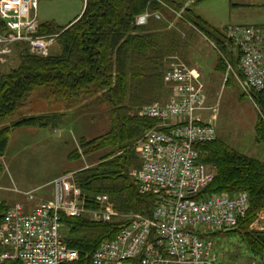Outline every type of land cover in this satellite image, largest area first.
<instances>
[{"label": "trees", "instance_id": "16d2710c", "mask_svg": "<svg viewBox=\"0 0 264 264\" xmlns=\"http://www.w3.org/2000/svg\"><path fill=\"white\" fill-rule=\"evenodd\" d=\"M83 1L82 13L69 25L61 26L52 21L40 24L41 34H58L57 51L53 48L48 56L39 57L29 54L20 45L22 49L13 56L17 64L0 73V122L9 121L37 91L42 92L51 105L62 104L66 110L77 109L75 111L86 109L92 104L88 101L90 98L101 96L100 102L109 105L106 111L109 129L90 139L81 137L79 148L83 156L98 151L102 154L96 165L75 172L76 183L87 197L108 195L119 213L150 216L155 198L139 193L129 169L140 167L135 143L156 124L154 119L139 116L137 111L144 105L165 101L169 95L163 80L165 61L172 59L182 46L181 33L169 27V22L182 10L178 21L194 26L214 43L218 52L225 51L229 40L223 30L198 16L181 0ZM145 12L159 13L164 20L151 17L145 25H137L136 17ZM219 60H223L222 55ZM252 101L258 110L255 141L264 145V90L253 91ZM62 117L47 113L21 117L11 125H3L0 127V157L6 150L11 129L55 127ZM197 149L202 162L216 167V176L204 190L205 195L235 191L248 194L247 215L232 232L238 233L258 259L264 243L259 234L247 230L246 226L264 206V160L245 155L217 138L198 144ZM74 156L80 158L78 149L70 154ZM4 210L1 203L0 227ZM125 222L120 218L104 223L63 217V228H68L64 241L79 253L77 261L66 264H89V257L98 245L115 237Z\"/></svg>", "mask_w": 264, "mask_h": 264}, {"label": "built area", "instance_id": "2783aa9c", "mask_svg": "<svg viewBox=\"0 0 264 264\" xmlns=\"http://www.w3.org/2000/svg\"><path fill=\"white\" fill-rule=\"evenodd\" d=\"M39 0H0V62L13 57L23 45L35 56H48L58 34H41ZM182 10L177 13L181 18ZM179 14V15H178ZM145 12L137 25L149 18ZM170 25V24H169ZM230 45L240 54L239 69L244 90H264V25H228ZM170 85L165 101L141 107L139 116L156 121L138 141L140 167L132 172L143 195H153L150 216L132 214L115 237L102 241L89 264H229L213 235L233 231L248 212L245 191L204 194L213 174L200 160L197 145L216 139L213 124L200 121L196 112L207 109L204 85L185 63L172 57L164 71ZM68 172L52 182V196L36 199L24 192L30 207L21 202L7 207L0 227V264H66L79 259L63 235V217L88 218L108 223L118 215L108 195H96L93 210L83 206L81 191ZM242 264H264V247L258 259Z\"/></svg>", "mask_w": 264, "mask_h": 264}, {"label": "rangeland", "instance_id": "374dc122", "mask_svg": "<svg viewBox=\"0 0 264 264\" xmlns=\"http://www.w3.org/2000/svg\"><path fill=\"white\" fill-rule=\"evenodd\" d=\"M181 1L183 3L195 1L192 4V8L208 21L216 22V25L220 23L235 24L232 22L264 25V12H260L258 15H242L243 17H241L239 14L241 15L242 11L247 10H235L231 7V0ZM82 5L83 0H40L37 10L38 18L41 22L52 21L57 25L64 26L65 23L81 11ZM177 19L179 18L176 16L171 19V22L175 23L178 21ZM186 27L189 26L186 25ZM223 32L226 35V31L224 30ZM194 45V49L191 52V61L206 76L213 70L212 66L215 63L218 53L220 58L221 55L223 57L222 61L219 60L216 73L211 74V77H207V83L204 82V87L207 88L206 106L210 109L208 111L209 113H207L216 114V119L213 122L216 128V138L241 153L264 160V145L258 144L254 140V125L258 118V110L243 87L244 76L238 64L240 59L239 52L233 49L230 43H227L228 46L225 51L220 49L217 53L210 41L200 35L196 38ZM21 49L22 47H17L16 53ZM57 49L58 46L56 45L53 51H57ZM183 51L184 49L180 48L173 57L185 63L183 59L185 52L183 53ZM170 60V58L166 59L165 68L168 66ZM17 62L12 56L0 62V73L8 71ZM164 83L166 88H171L165 80ZM41 94L42 92L39 91L33 93L28 104L20 108L9 121L0 122V127L2 128L3 125H11L21 119V117L47 114L46 111L51 107L50 100H46ZM100 99L101 96H94L88 100L92 104L86 109L83 108L84 111H74L72 118L69 116H66L67 119L62 117L59 123L60 126L63 125L61 129L56 128V126H49L48 128L42 129L37 127L36 129L38 130L36 132H31L26 130L27 128L24 126L15 127L17 129L10 132L6 150L2 157H0V175L3 174L0 178V184H8L10 187L15 184L20 189H28L29 187L26 188L27 185L34 187L47 182L50 180L48 178L55 172L59 174L62 170L70 167H72L69 170L70 172H77L83 168L96 165L98 163V157L102 152L98 151L97 153L83 156L79 148V139L81 137L90 139L105 133L109 129V117L106 112L109 105L107 102L101 103ZM58 107L61 109L64 106L60 104ZM138 141L135 143V150L138 165H140ZM77 149L80 158L76 156L70 157L72 151ZM204 164L209 168L215 178L216 167L213 164ZM138 167H131L129 174L132 176V172L138 169ZM75 177L76 173H74V182L76 183ZM11 178L16 183H12ZM13 191L16 192V195L18 194L22 197L24 195V191L18 189H14ZM80 191L85 209L88 211L93 210L95 208V205L92 203L94 197H87L81 189ZM3 193L0 191V194ZM3 205L5 210L11 206L8 203H3ZM117 213L116 219L120 218L123 221L127 217L129 218L130 215L137 214L134 212ZM246 227L247 230L253 231L254 233H264V206L247 222ZM241 230L244 231L242 228ZM67 231V227L63 228V235H66ZM213 238L220 248V252L226 263L242 264L250 258L256 259L254 257L255 255H253L246 244L240 239L238 233L232 231L226 233L217 232L213 235Z\"/></svg>", "mask_w": 264, "mask_h": 264}, {"label": "crops", "instance_id": "0c3cea01", "mask_svg": "<svg viewBox=\"0 0 264 264\" xmlns=\"http://www.w3.org/2000/svg\"><path fill=\"white\" fill-rule=\"evenodd\" d=\"M39 2H40V0H39ZM193 3H195V1H187L184 4H185V6L191 8L198 16H201L203 19L208 21L205 17H203L200 13H198L197 11H195L192 8V4ZM230 3H231V7L234 8L235 10L236 9L237 10H247V11H242L241 15L239 14V16H241V17H243L242 15H258V13L264 12V0H237V1H232L231 0ZM83 8H84V1H83V5H82V8H81V11L76 16H74L71 20H69L67 23H65L64 26H67L70 23H72L73 21H75L80 16V14L82 13ZM178 18H180V17H178ZM246 19H249V18H246ZM42 22H46V21H42ZM42 22L40 21V23H42ZM208 22L211 25H213V26H215V27H217V28H219V29H221L223 31L226 30V27L228 25H248V24H242V23L239 24L237 22H232V23H235V24L220 23V24L216 25L215 24L216 22H213V21L212 22L208 21ZM178 23L180 24L179 27H178ZM245 23H247V22H245ZM169 24H170L169 27H171V28L173 27V28L177 29L182 35V38H181L182 46H181V48L184 49L183 53L185 52V55L183 57L185 64L193 70V72L197 75L198 79L204 85L205 84L204 82L207 83V81H208L207 77L210 76L211 74L216 73V71H217L216 69H218L219 53H218V50H217L216 46L214 45L213 42L208 40V38H206V36H204L199 30H197L194 26H191L190 24H187V23L183 24V23H180L179 21H176L175 23L169 22ZM254 24L255 25H261V24H256V23H254ZM186 25L189 26V27H186ZM199 35L203 36L208 41H210V43L213 45V47L215 48V50L218 53L217 58L215 60V63L212 66L213 70L207 76L203 73V71L200 68L195 66V64L191 61V52H192V49H194V46H195L194 43L196 41V38ZM204 90H205V97H206L207 88L204 87ZM205 104H206V101H205ZM58 106H59L58 104L51 105V107L49 108V110L46 111V113L61 114L66 119H67L68 116L72 118L73 112L75 110H73V109L66 110L64 107L59 109ZM82 110H84V109H82ZM209 110L210 109L207 107V109H205V110L196 112V118L198 120H200V121L207 122V123H210V124H214L213 122L216 119V114L215 113L208 114ZM75 112H78V111H75ZM62 126H60L58 124L56 126V128L58 127V129H61ZM24 127L27 128L26 130L31 131V132H36V130H38V129H36L37 127H27V126H24ZM16 129L17 128H13V129H11V131L12 130H16ZM254 140H255V136H254ZM258 144H260V143H258ZM245 155H247V154H245ZM248 156H250V155H248ZM73 167H75V166H73ZM70 169H72V167L62 170V172L59 173V174H57L58 172H55L54 174H52L48 178L50 180H48L47 182L41 183L40 185H37V186H34V187L27 185L26 188L29 187L28 189H25V188L24 189H20L15 184H13L14 186L12 185V187H10L8 184H6V185H1L0 184V191L4 192L3 194H0V204L1 203H8V204L13 205L16 202H21L24 205L25 209L30 207L31 204H30V202H28L26 200L25 196L23 195V197H22V196H20L18 194L16 195L15 194L16 192L13 191L14 189L15 190L18 189V190L24 191V192L34 191V195H35L36 199H49L52 196V185H51V182L55 178L59 177L60 175H63L65 173L70 172L69 171ZM2 175H0V178L2 177ZM11 181H12V178H11ZM14 182L15 181H12V183H14Z\"/></svg>", "mask_w": 264, "mask_h": 264}, {"label": "water", "instance_id": "95a60500", "mask_svg": "<svg viewBox=\"0 0 264 264\" xmlns=\"http://www.w3.org/2000/svg\"><path fill=\"white\" fill-rule=\"evenodd\" d=\"M226 232H230V230H227ZM260 240L264 243V233H261L258 235Z\"/></svg>", "mask_w": 264, "mask_h": 264}]
</instances>
